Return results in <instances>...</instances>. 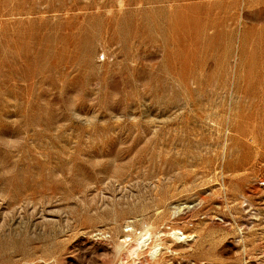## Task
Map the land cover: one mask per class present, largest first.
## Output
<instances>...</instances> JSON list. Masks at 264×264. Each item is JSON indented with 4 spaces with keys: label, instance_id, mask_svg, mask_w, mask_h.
<instances>
[{
    "label": "rangeland",
    "instance_id": "1",
    "mask_svg": "<svg viewBox=\"0 0 264 264\" xmlns=\"http://www.w3.org/2000/svg\"><path fill=\"white\" fill-rule=\"evenodd\" d=\"M135 263L264 264V0H0V264Z\"/></svg>",
    "mask_w": 264,
    "mask_h": 264
},
{
    "label": "bare ground",
    "instance_id": "2",
    "mask_svg": "<svg viewBox=\"0 0 264 264\" xmlns=\"http://www.w3.org/2000/svg\"><path fill=\"white\" fill-rule=\"evenodd\" d=\"M175 207V206H174ZM182 207H184V206H182ZM187 207V206H186ZM176 208V207H175ZM143 224H144V222H142ZM142 224V225H143ZM152 226V225H151ZM149 227V226H148ZM171 229V228H170ZM176 229V228H175ZM160 230V229H159ZM178 230V229H177ZM164 231V230H163ZM166 231V230H165ZM171 232H172V229L170 230ZM141 232V231H140ZM135 233V232H134ZM161 233H164V232H161ZM160 232H159V234H161ZM128 235V234H127ZM137 235V234H136ZM158 235V234H157ZM166 235V234H165ZM173 236L175 237V239H176V241L178 240V241H181V243H182V241L184 242V241H186V240H189V239H191V237H188L187 235H184V233L183 232H176V231H174L173 232ZM172 237V236H171ZM174 237L172 238V239H174ZM126 238V237H125ZM157 238V237H156ZM193 238V237H192ZM150 239H151V233H150V231H149V228H147L146 230H145V232H143L142 231V234L141 235H139L138 237H137V239L136 240H134L135 241V244H136V246L135 247H133V249H132V253H133V255H135V254H137L142 248H144L145 247V245H148L149 244V241H150ZM158 239V238H157ZM156 239V240H157ZM168 239V238H167ZM174 239V240H175ZM125 241H126V239H124ZM133 240V239H132ZM169 240V239H168ZM152 241V240H151ZM165 241H167L166 239H165ZM177 241V243H179ZM158 242H160V241H158ZM172 242V241H171ZM175 242V241H174ZM188 242V241H187ZM134 243V242H133ZM132 243V244H133ZM180 243V244H181ZM186 243V242H185ZM163 244V243H162ZM173 244V243H172ZM175 244H176V242H175ZM130 245V244H129ZM128 246V245H127ZM163 246V245H162ZM167 246V245H166ZM129 247V246H128ZM172 247H173V245H172ZM121 248V247H120ZM129 248H131V247H129ZM161 248V247H160ZM159 247H154V250L153 251H151V258H152V256H154V255H157L158 254V251H159V249H160ZM130 255V254H129ZM132 255V254H131ZM137 257V256H136ZM157 258V257H156ZM135 264H137V263H135ZM147 264H149V263H147Z\"/></svg>",
    "mask_w": 264,
    "mask_h": 264
}]
</instances>
